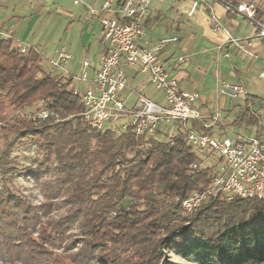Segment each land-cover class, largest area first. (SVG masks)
<instances>
[{
  "label": "trees",
  "instance_id": "16d2710c",
  "mask_svg": "<svg viewBox=\"0 0 264 264\" xmlns=\"http://www.w3.org/2000/svg\"><path fill=\"white\" fill-rule=\"evenodd\" d=\"M43 62L0 40V264H168L173 253L196 264H264V200L211 198L186 214L181 201L207 189L215 168L191 171L200 157L182 131L160 140L159 131L91 130L73 77ZM258 100L244 98L234 125L259 124L250 108ZM37 103L60 121L22 114ZM33 142L41 158L23 165L12 151ZM19 178L34 182L43 203ZM62 205L65 215L52 218Z\"/></svg>",
  "mask_w": 264,
  "mask_h": 264
},
{
  "label": "built area",
  "instance_id": "2783aa9c",
  "mask_svg": "<svg viewBox=\"0 0 264 264\" xmlns=\"http://www.w3.org/2000/svg\"><path fill=\"white\" fill-rule=\"evenodd\" d=\"M155 1L161 0H125L115 8L113 2L108 1L101 12L90 9L93 17L100 13L105 14L98 19L105 52L92 81L94 87L82 93L77 88L78 83L89 81L86 70L91 63L88 60L83 63L84 71L73 77L70 86L74 94L82 98L84 123L97 132L112 130L116 135L131 133L139 138L154 135L164 123H172L180 129L200 157V160L191 165V171L194 173L201 167L215 168V174L207 189L193 192L181 201V208L187 214L195 212L211 198L264 200V141L260 132L256 138L239 137L236 141L213 134L212 129L222 122L224 109L221 108L214 115H206L201 95L198 92L182 90L178 80L171 77L163 63L162 52L171 43L177 42V39H163L154 49L141 46L146 22ZM216 1L229 14L237 15L252 24L257 30L254 39L264 41V23L258 19V11L253 3ZM73 4L79 6L84 4V0H73ZM197 5L198 0L194 2L193 9ZM210 25L215 33L225 31L230 46L255 57L249 51L254 41L235 39L212 12ZM223 48L222 46L219 49ZM27 50L25 47L19 48L22 54ZM55 54V58L50 61L54 69H63L62 65L72 59L66 47L57 49ZM128 69H136L140 75L146 77L154 90L162 95L164 102L159 104L137 89L133 90L127 74ZM259 80L264 84V62ZM132 93L136 95V101L129 108L127 100ZM218 93L225 101H235L250 94L243 85L228 82L220 85ZM28 118L34 122L51 119L60 121L58 115L54 116L44 109L29 113ZM190 122L200 124L199 128H191ZM176 135H168L167 138L173 140Z\"/></svg>",
  "mask_w": 264,
  "mask_h": 264
},
{
  "label": "crops",
  "instance_id": "0c3cea01",
  "mask_svg": "<svg viewBox=\"0 0 264 264\" xmlns=\"http://www.w3.org/2000/svg\"><path fill=\"white\" fill-rule=\"evenodd\" d=\"M108 1L113 2L114 8L119 2V0H84V4L75 6L73 0H51L50 2H45V0H0V40L10 38L17 49L33 48L40 52L44 59L48 55H52L47 60L50 64V61L56 56L57 49L51 54H47L49 52L46 50L47 45L43 39L51 35L61 25V15H64L69 22L70 39L73 38L75 21L84 23L88 32L82 39V45L87 56L80 65L81 68L77 75L79 76L84 71L83 63L87 60L90 61L91 65L86 70L89 74V81L83 85L85 90L92 88L94 87L92 81L95 72L105 52L101 43V28L98 20L105 14L100 13L97 17H93L90 14V9L101 12ZM195 1H155L146 22L145 36L140 44L145 49H154L161 40L176 38L177 42L171 43L162 52L163 63L171 77L178 80L182 90L198 92L201 95L204 113L214 115L221 108L226 112L232 106L231 101L223 100L218 93L222 83L241 84L242 73L253 75L259 79L264 62V41L254 39L257 30L252 24L237 15L229 14L224 6L216 0H198L197 7L193 9ZM70 2L72 4L67 10L65 7ZM231 2L253 3L258 11V19L264 23V0H231ZM211 12L216 15L223 28L228 30L235 39H252L254 41L249 51L255 57L230 46L224 30L219 33L212 30ZM222 46L224 48L219 49ZM67 51L74 57L70 49ZM179 59H183V61L180 62ZM127 73H129L131 87L142 76L136 69H128ZM61 74L66 77H76L71 69L64 70ZM150 86L144 77L136 89L147 96L146 91ZM249 95L256 96L251 93ZM224 125L226 122L222 120L212 129V133L216 134V129Z\"/></svg>",
  "mask_w": 264,
  "mask_h": 264
},
{
  "label": "rangeland",
  "instance_id": "374dc122",
  "mask_svg": "<svg viewBox=\"0 0 264 264\" xmlns=\"http://www.w3.org/2000/svg\"><path fill=\"white\" fill-rule=\"evenodd\" d=\"M71 2L68 3L67 7H65L67 10L71 6ZM68 25L69 22L67 19L64 17V15H61V25L57 27L56 31L52 32L51 35L46 36L43 41L47 45V51L51 54L52 51L56 49H60L62 47H66L67 49H70L72 52V59L62 65L63 69H56V73L61 74L64 70L66 71L67 69H71L74 75L77 77V72L81 68L82 62L86 58V53L83 50V45H82V39H84V36L88 32L87 26L82 23L75 21V28H74V33H73V38L70 39L69 37V31H68ZM52 55H48L46 59H44V64L47 68L53 69V67L49 64L47 61L48 58H51ZM73 58L74 61H73ZM60 70V71H57ZM129 74V73H127ZM129 76V75H128ZM131 80V78H130ZM144 80L143 76H140L138 78V82L133 85L131 88L133 90L136 89V86ZM241 85H243L247 91L251 94L256 95L257 97L260 98L258 102L255 104L251 103L250 108L252 111H254L258 117H259V124L256 126H248L246 123H240L238 125H234V121L236 120V114L238 112V108L244 107V98H240L235 101H231L230 106V112L227 110L226 112L224 111L222 113V120L226 122V125L224 126H219L215 133L218 136H222V138H229L232 141H236L239 137H244V138H256L258 136V132L263 136V141H264V84L258 79V77H254L253 75L250 74H244L242 73L241 79H240ZM75 84V83H74ZM77 88L82 93L85 90V86L83 83H78ZM146 94L148 97H150L153 101L158 102L159 104H162L163 98L162 95L154 90L152 86L146 91ZM136 101V95L134 93L130 94L127 100V106L129 108H132L134 103ZM234 104V105H233ZM39 103L33 105L31 108L25 109L22 114L23 115H28L29 113H32L36 110H38ZM160 135H158V138L160 140H164L168 135H175L178 132V128L175 127L172 123H164L159 126L158 129ZM12 154L16 157L19 158L20 163L26 166H34L35 165V160L41 158V155L39 156L38 152L36 151V145L33 142L29 147H23V146H16ZM17 186L20 189H26L27 193H31L33 196V200L36 205H39L43 203V195L38 187L34 184V182H27L23 178H19L17 181ZM129 201H127L128 203ZM66 213V207L62 205L61 209L59 211H54L52 213V218L57 219L60 216H64ZM187 214V213H186ZM75 251H72L71 253H74ZM57 253L61 255L62 257L67 256L68 254L61 250H58ZM167 262L168 264H196L192 260H184L180 257H178L175 253L173 254H167ZM62 264V263H61ZM63 264H68V262H65Z\"/></svg>",
  "mask_w": 264,
  "mask_h": 264
}]
</instances>
